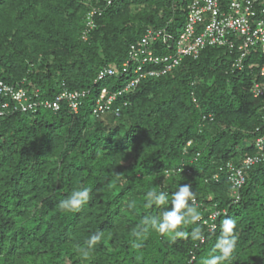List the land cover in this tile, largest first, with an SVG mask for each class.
Masks as SVG:
<instances>
[{"label": "trees", "instance_id": "1", "mask_svg": "<svg viewBox=\"0 0 264 264\" xmlns=\"http://www.w3.org/2000/svg\"><path fill=\"white\" fill-rule=\"evenodd\" d=\"M188 2H100L101 15L85 32L97 0H0V80L50 101L92 89L98 70L120 67L146 29L175 35ZM132 6L143 9L131 15ZM232 59L218 48L184 59L119 97L120 117L92 118L93 93L76 113L62 102L57 112L0 118V264H202L225 218L236 221L238 233L225 264H264V163L247 171L237 202L219 171L251 155L253 132L264 129V104L251 96L249 76L231 70ZM128 79L98 86L114 92ZM208 114L212 120H202ZM184 184L201 219L185 229L187 238L173 240L144 223L171 207H146V194L164 192L170 201ZM82 188L90 189L88 203L63 210L61 201ZM215 212L210 231L202 219ZM197 226L203 242L191 239ZM93 235L101 239L89 248Z\"/></svg>", "mask_w": 264, "mask_h": 264}, {"label": "built area", "instance_id": "2", "mask_svg": "<svg viewBox=\"0 0 264 264\" xmlns=\"http://www.w3.org/2000/svg\"><path fill=\"white\" fill-rule=\"evenodd\" d=\"M100 2L110 6L113 0H97V6L85 16V32L94 28V18L101 15ZM206 48L224 49L232 55L231 70L249 76L251 96L264 104V0H189L178 34L172 35L167 27L146 29L136 42L129 45L127 60L120 67L109 64L98 70L92 89L63 91L50 101L40 98L36 89L29 91L21 83L9 84L0 80V118L18 112L34 114L40 108L57 112L62 102L76 113L81 100L93 93L96 98L91 110L92 118L98 119L108 113L120 117L121 106L115 105L119 97L132 92L143 81L172 73L186 58L198 59ZM162 50L165 53H160ZM121 77L129 79L114 92L107 86H98ZM191 97L197 105L193 92ZM205 119L212 120V115L203 116L202 120ZM253 133L250 143L253 153L236 165L229 162L219 169L226 174L235 202L246 182L247 171L264 163V129L257 127ZM213 179L217 181L218 175ZM191 204L198 205L195 200ZM217 216V212L212 213L207 219H202V223L212 231Z\"/></svg>", "mask_w": 264, "mask_h": 264}, {"label": "clouds", "instance_id": "3", "mask_svg": "<svg viewBox=\"0 0 264 264\" xmlns=\"http://www.w3.org/2000/svg\"><path fill=\"white\" fill-rule=\"evenodd\" d=\"M90 198L89 188L75 190L69 198L61 201L60 207L68 212H76L87 204ZM193 200L194 194L190 184L178 185L170 201L164 192L149 191L146 194V207L153 204L170 205L171 207L165 208L158 218H152L150 221L145 218L144 223L150 222L158 233L173 240L187 238L189 233L185 229L201 219L200 212L190 203ZM235 228V220L231 218L223 220L221 234L212 247L209 257L205 258L202 264H225L232 259L238 242V233L234 231ZM190 235L193 241H203V232L199 226L195 227ZM100 239V235L91 236L88 241L89 248L98 243ZM87 252L88 250L85 249L84 254L87 255Z\"/></svg>", "mask_w": 264, "mask_h": 264}, {"label": "rangeland", "instance_id": "4", "mask_svg": "<svg viewBox=\"0 0 264 264\" xmlns=\"http://www.w3.org/2000/svg\"><path fill=\"white\" fill-rule=\"evenodd\" d=\"M186 1H188V0H186ZM143 8H141V7H138V6H132L131 8H130V11H129V13L132 15V14H135V13H137L138 11H140V10H142ZM182 24L178 27V30L176 31V34H178L180 31H181V27L183 26V23L184 22H181ZM175 34V35H176Z\"/></svg>", "mask_w": 264, "mask_h": 264}]
</instances>
